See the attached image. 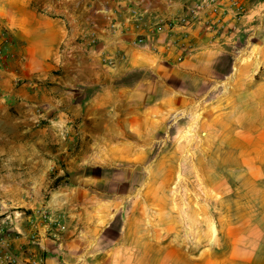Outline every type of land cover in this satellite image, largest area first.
Wrapping results in <instances>:
<instances>
[{"label": "crops", "instance_id": "1", "mask_svg": "<svg viewBox=\"0 0 264 264\" xmlns=\"http://www.w3.org/2000/svg\"><path fill=\"white\" fill-rule=\"evenodd\" d=\"M258 1L248 5V14L261 8ZM183 8L182 0H93L85 3L78 27L27 7L18 10L22 15L11 27L25 44V59L31 65L45 59L62 72L51 81L46 120L63 131L71 167L56 177L66 179L48 204L51 224L36 216L12 226L0 222V264H175L181 238L159 231L164 207L146 196L157 188L142 178L150 162L170 159V114L181 112L200 85L227 72L234 44H218L198 28L190 36L195 52L178 62L180 51L168 52L166 37L152 36L148 25L181 16ZM133 9L144 15L145 27L129 21ZM119 11L123 32L114 33ZM248 14L243 34L251 30ZM82 29L96 36V45ZM143 35L151 50L134 45Z\"/></svg>", "mask_w": 264, "mask_h": 264}, {"label": "rangeland", "instance_id": "2", "mask_svg": "<svg viewBox=\"0 0 264 264\" xmlns=\"http://www.w3.org/2000/svg\"><path fill=\"white\" fill-rule=\"evenodd\" d=\"M90 2L0 0L2 225L33 216L51 224L48 204L63 183L56 185V177L71 167L63 131L46 120L51 81L62 72L52 71L45 59L32 65L25 59V44L11 27L13 18L27 7L78 27ZM258 2L261 8L252 7L256 13L246 10L251 30L242 31L229 49L227 72L200 85L181 112L170 114L165 136L170 159L160 165L150 162V172L142 178L157 188L146 196L164 207H159V231L181 238L175 264H264V0ZM123 20L120 12L112 26L120 25L123 32ZM87 30L81 32L96 45V36Z\"/></svg>", "mask_w": 264, "mask_h": 264}, {"label": "built area", "instance_id": "3", "mask_svg": "<svg viewBox=\"0 0 264 264\" xmlns=\"http://www.w3.org/2000/svg\"><path fill=\"white\" fill-rule=\"evenodd\" d=\"M170 2L176 0H169ZM183 13L173 19H155L151 28V35L165 36L168 52L173 49L180 51L178 62L185 56L195 52L191 34L198 28H202L206 34L212 36L218 44L234 42L235 46L243 29V19L246 15L248 2L250 0H182ZM131 12L132 22L137 29L146 26L144 15L133 9ZM120 25H113L112 30L117 33ZM178 32L182 33L178 36ZM143 35L136 37L134 45L141 50H151L153 43ZM170 62V60H169Z\"/></svg>", "mask_w": 264, "mask_h": 264}, {"label": "trees", "instance_id": "4", "mask_svg": "<svg viewBox=\"0 0 264 264\" xmlns=\"http://www.w3.org/2000/svg\"><path fill=\"white\" fill-rule=\"evenodd\" d=\"M63 178H58L56 179L55 183L56 185H59L62 182Z\"/></svg>", "mask_w": 264, "mask_h": 264}, {"label": "bare ground", "instance_id": "5", "mask_svg": "<svg viewBox=\"0 0 264 264\" xmlns=\"http://www.w3.org/2000/svg\"><path fill=\"white\" fill-rule=\"evenodd\" d=\"M234 71L237 72V71H238V68L236 67ZM234 76H235V75H234Z\"/></svg>", "mask_w": 264, "mask_h": 264}]
</instances>
